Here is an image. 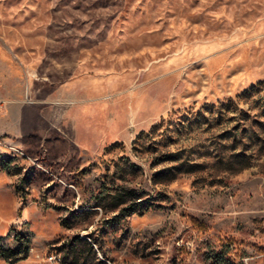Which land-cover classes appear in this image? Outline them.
<instances>
[{
  "label": "rangeland",
  "instance_id": "374dc122",
  "mask_svg": "<svg viewBox=\"0 0 264 264\" xmlns=\"http://www.w3.org/2000/svg\"><path fill=\"white\" fill-rule=\"evenodd\" d=\"M71 243L264 264V0H0V264Z\"/></svg>",
  "mask_w": 264,
  "mask_h": 264
},
{
  "label": "trees",
  "instance_id": "16d2710c",
  "mask_svg": "<svg viewBox=\"0 0 264 264\" xmlns=\"http://www.w3.org/2000/svg\"><path fill=\"white\" fill-rule=\"evenodd\" d=\"M127 201V197H123V198H118V205H124ZM133 213L136 212L135 209L132 210ZM20 241L21 246H24V243L26 244V239L25 238H18ZM89 248V253L91 254V256L93 257V259L96 260V252L94 250V246L93 245H88ZM27 250V249H26ZM16 251L15 250H6L2 247H0V259H5L7 261H12V258L14 257V255H16ZM81 252L78 251L77 247L71 243L68 245V250L65 253V257L63 259V264H68L69 259L72 258V264H79L81 261ZM84 264H86L84 262Z\"/></svg>",
  "mask_w": 264,
  "mask_h": 264
}]
</instances>
